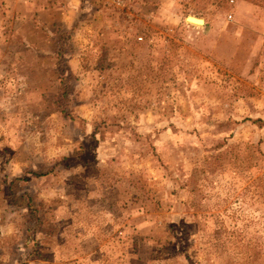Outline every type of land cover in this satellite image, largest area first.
I'll return each mask as SVG.
<instances>
[{
	"label": "rangeland",
	"instance_id": "1",
	"mask_svg": "<svg viewBox=\"0 0 264 264\" xmlns=\"http://www.w3.org/2000/svg\"><path fill=\"white\" fill-rule=\"evenodd\" d=\"M0 264H264V0H0Z\"/></svg>",
	"mask_w": 264,
	"mask_h": 264
},
{
	"label": "bare ground",
	"instance_id": "2",
	"mask_svg": "<svg viewBox=\"0 0 264 264\" xmlns=\"http://www.w3.org/2000/svg\"><path fill=\"white\" fill-rule=\"evenodd\" d=\"M189 20L196 23V24H202L203 23V20L201 18H197V17H189Z\"/></svg>",
	"mask_w": 264,
	"mask_h": 264
},
{
	"label": "water",
	"instance_id": "3",
	"mask_svg": "<svg viewBox=\"0 0 264 264\" xmlns=\"http://www.w3.org/2000/svg\"><path fill=\"white\" fill-rule=\"evenodd\" d=\"M203 23H204V21H203Z\"/></svg>",
	"mask_w": 264,
	"mask_h": 264
}]
</instances>
